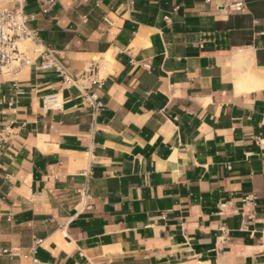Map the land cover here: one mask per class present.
<instances>
[{"label":"crops","instance_id":"1","mask_svg":"<svg viewBox=\"0 0 264 264\" xmlns=\"http://www.w3.org/2000/svg\"><path fill=\"white\" fill-rule=\"evenodd\" d=\"M24 12L29 59L0 70V264H264V85L247 76L264 78V0ZM44 51L93 64L100 106Z\"/></svg>","mask_w":264,"mask_h":264},{"label":"built area","instance_id":"2","mask_svg":"<svg viewBox=\"0 0 264 264\" xmlns=\"http://www.w3.org/2000/svg\"><path fill=\"white\" fill-rule=\"evenodd\" d=\"M48 9L55 0H41ZM209 2V0H205ZM25 0H0V70L10 72L20 67L29 59L27 52L19 48V42L24 39L32 40L34 32L29 27V17L24 12ZM242 2L231 5L235 10H241ZM43 69H52L60 77L62 86L76 87L80 91L82 103L97 107L95 94H86L88 85L96 81V67L88 65L79 75H73L69 69L51 52H42ZM63 101L57 94H49L43 98L42 107L45 110L61 109ZM35 263L36 260L33 259Z\"/></svg>","mask_w":264,"mask_h":264},{"label":"bare ground","instance_id":"3","mask_svg":"<svg viewBox=\"0 0 264 264\" xmlns=\"http://www.w3.org/2000/svg\"><path fill=\"white\" fill-rule=\"evenodd\" d=\"M30 39H24V41H29ZM20 43V42H19ZM21 44V43H20ZM248 78L254 82L255 85H264V78L257 77L251 73H247Z\"/></svg>","mask_w":264,"mask_h":264},{"label":"rangeland","instance_id":"4","mask_svg":"<svg viewBox=\"0 0 264 264\" xmlns=\"http://www.w3.org/2000/svg\"><path fill=\"white\" fill-rule=\"evenodd\" d=\"M20 43H19V48L23 51L27 52V51H30L31 49H33V46L30 44L29 41L22 40V41H20Z\"/></svg>","mask_w":264,"mask_h":264}]
</instances>
